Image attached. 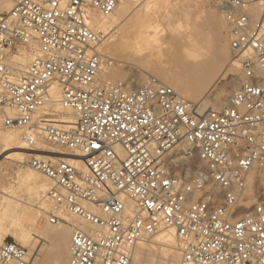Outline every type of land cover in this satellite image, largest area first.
I'll return each instance as SVG.
<instances>
[{"label":"built area","instance_id":"1","mask_svg":"<svg viewBox=\"0 0 264 264\" xmlns=\"http://www.w3.org/2000/svg\"><path fill=\"white\" fill-rule=\"evenodd\" d=\"M8 1L10 10L0 7V129L24 130L28 165L53 183V224L67 223V211L105 231L73 228L69 264H132L137 243L169 227L182 242L181 264H264V194L244 206L253 169L264 167V10L253 13L264 0H211L242 78L227 105L205 113L154 77L130 89L98 83L106 33L90 26L87 10L109 16L116 0ZM31 42L38 54L17 77L11 50ZM55 83L61 106L76 114L73 128L41 125ZM39 139L83 166L40 155ZM121 195L135 203L132 215ZM0 264H36V256L7 239Z\"/></svg>","mask_w":264,"mask_h":264},{"label":"bare ground","instance_id":"2","mask_svg":"<svg viewBox=\"0 0 264 264\" xmlns=\"http://www.w3.org/2000/svg\"><path fill=\"white\" fill-rule=\"evenodd\" d=\"M116 1V8L109 16H104L91 7L88 8L87 14L89 24L92 28L101 29L108 34L126 22L129 16L134 14L138 15V30L135 33L136 35L134 34L136 37L133 36V38L136 39L132 40L129 37L122 36L123 38H121V41L119 40L118 45L115 43L117 47H114V44V48L111 47L115 49L114 51H116L117 54L123 53L122 55H125L123 59H126L124 63L127 64L126 66L128 68H132L130 67L131 64L133 65L139 63V61L141 62L142 59H146L142 62L145 63L147 69L152 70L157 60L165 59L164 61L162 60L163 63H158L160 66L159 69L161 68L160 71L154 73L163 80V84L172 87L183 99L191 103L201 96V103L196 105L199 113L207 112L210 109H221L224 105L228 104L241 84L242 67L239 60L238 62H232L229 58L231 45L230 38L229 40L227 39L229 35L226 37L227 33H225L226 26L224 22L227 25L228 23L220 9H218L214 3L213 5L218 9L217 12L208 9L207 3H210L211 0H200L198 2H191L188 0H142V2H144V8L141 9L142 11L140 10L141 12L137 10L136 13H133L130 0ZM259 4H261V2L257 5ZM168 5H170L168 10L166 9L164 12L160 10ZM257 5L253 8V13L258 15L262 10L258 9ZM0 7L1 10L8 11L11 5L8 0H0ZM136 9L137 7L134 10ZM153 15H159L160 18L156 19ZM205 17H212V20L201 21V19ZM163 31L169 34L168 37L172 42L169 46H167V42L163 40ZM115 36L116 35H114V37ZM114 37L113 40H115ZM126 39L129 41L131 40L130 43L133 42L131 44L127 43L128 41H126ZM109 40L110 38L103 40L98 50L102 49L103 44H106L105 46H108L107 44H110V42L112 44V38L108 43ZM134 50L136 52H132ZM28 51L34 52V56L31 59L32 62L38 54V45L35 42L29 43L26 47L11 50V64L17 77L25 74L31 62L27 67L23 68L21 65L22 62L28 64L30 61L29 56L18 55L16 53L20 52L19 54H25L28 53ZM104 52L105 55H103L101 71L98 76L99 84H101L102 78H104V80H111V78L117 75H119L122 80L117 81V83L121 82L125 84L128 89L140 87L149 82H145V75L143 73L134 72L132 69L130 70L133 72L129 77L121 74L119 70L121 66L116 63L117 60L115 62L110 61L112 60V55H115V52L113 53L110 51L109 47L106 48ZM127 52H130L132 58H128L130 55L127 54ZM135 53H137L138 56L135 55ZM120 58H122V56ZM144 63L142 64L144 65ZM162 64H164L163 68L161 67ZM183 67L192 68V70L195 71L205 69L202 79L205 81L204 85L206 86L201 90L191 88L188 81L181 74L180 70ZM218 85H221V87L219 86L221 90L215 94V88L218 87ZM61 92L62 89L60 84L55 83L50 86V101L42 110L44 115L41 122L42 127L56 125L65 126V128H73L76 126V114L57 104L58 101L61 103ZM7 114L11 117L17 115L16 112L11 109H7ZM23 134L24 130L20 129H0V140L2 139L3 141L0 155H5L12 151V153L5 156V159L11 162L0 167V193L14 199L13 201L10 200L9 206L6 205L0 210V244L7 240L3 233L8 231L4 228L2 221L7 218H12L15 225L17 222L24 223L25 229H14V232L23 246L36 256V264H69L71 256L70 239L72 238L73 228H81L92 237H96V235L102 234L105 231L79 217L71 215L67 211L60 213L67 223L58 224L60 226L57 224L53 225L48 216V212L52 210L53 205L47 198V194L53 183L42 173L30 167L28 162L27 165L33 169V171L39 172L40 175L42 174L43 177L48 180V188L45 191V197L49 201L50 206L47 211L40 207L29 208L26 206L28 200L30 202L41 201L44 196L45 185L42 184L40 178L35 173L28 170L20 173L17 179L13 177L12 162L17 161L20 156L23 155V159L20 162L22 163L27 157L30 159L32 154L31 149L23 139ZM43 142H45L43 139H39V150H35L40 155L54 153L53 160L55 162L60 159H66L78 166H83L81 159L70 156V154H67L64 150L51 146L50 150H46V146L49 144L47 142L44 144ZM117 150H121L119 146H117ZM22 189L26 190V194H28L27 197L19 193ZM248 192L250 194H248ZM257 192L264 194V167H255L253 169L248 180V187L246 189L247 198L244 204L256 202L253 195ZM120 197L126 203L127 213L132 215L136 211L135 203L123 195ZM43 205L46 207V204L43 203ZM93 211L98 213L95 210ZM76 220L78 221L77 223ZM74 223L76 224L74 225ZM36 237L44 238L45 240H47L45 237H49L52 239V243L51 245L49 244L50 246L48 248L42 250L43 247H40ZM152 237L155 238L151 240V237H145L137 243L132 264H181L182 257L179 252L183 250V246L175 228L169 227L162 229ZM155 245L167 246L170 250L164 253V257H161L162 253L154 250ZM157 256L160 257L158 258Z\"/></svg>","mask_w":264,"mask_h":264},{"label":"rangeland","instance_id":"3","mask_svg":"<svg viewBox=\"0 0 264 264\" xmlns=\"http://www.w3.org/2000/svg\"><path fill=\"white\" fill-rule=\"evenodd\" d=\"M130 5H131V7H132V9H133V13H136L137 12V10H138V12H141L142 10L141 9H143L144 8V2H142V0H130ZM137 7V9L136 10H134L135 8ZM207 7H208V9H210V10H212V11H216L217 12V7L215 6V5H213V2L212 1H210V3H207ZM168 8H170V5H168V6H166V7H164V8H162V9H160L162 12H164L166 9L168 10ZM257 8L258 9H261L262 11L264 10V1L263 2H261V4H259V5H257ZM141 10V11H140ZM152 11V10H151ZM151 11H150V13H151ZM152 14V13H151ZM154 16V15H153ZM154 18H156V19H159L160 18V16L158 15V16H154ZM224 18V17H223ZM209 20H212V17H205V18H203V19H201V21H209ZM139 17H138V15H136V14H134V15H132V16H129L128 18H127V20H126V22H124L121 26H119L116 30L114 29L113 31H111V33H107V36H106V39H108V38H110V40H111V38H112V44H111V42H110V40L108 41V43L110 42V44H107L108 46H105L104 44H103V46H102V49H100L99 51L101 52V53H103V55H105L104 53V51H105V49L106 48H108L109 47V49H110V51H114L115 49H113L114 47H117L116 45H118V43H119V40L121 41V38H123L124 36L125 37H129L130 39H132V40H135L134 38H133V36L134 37H136L135 35V33L137 32V30H138V25H139ZM224 24H225V26H226V28H225V33H227V35H226V37L228 36V31H229V27H228V25L224 22ZM227 30V31H226ZM163 33V40H165L166 42H167V46H169L170 45V43H172L171 41H170V38L168 37V33L167 32H162ZM135 34V35H134ZM114 35H116L115 37H114ZM123 36V37H122ZM113 37H114V39L115 40H113ZM119 37H120V39H119ZM132 37V38H131ZM105 39V40H106ZM227 39L229 40V37H227ZM118 40V41H117ZM115 41H117V42H115ZM126 41H128L127 43H130V41L129 40H127L126 39ZM133 42V41H132ZM131 42V43H132ZM135 42V41H134ZM115 43H117L116 45H115ZM130 43V44H131ZM113 44L115 45L114 47H113ZM112 45V46H111ZM111 47H113V48H111ZM132 50V49H131ZM136 51H137V49H136ZM135 50L134 51H132V52H136ZM115 52V55H112V60H110L111 62H115L116 60L118 61H116V63L117 64H119L121 67V69H119L120 70V73L121 74H123V75H125L126 77H129V75L130 74H132V72L134 71V72H141V73H143L144 75H145V82L147 83L148 81H149V79L151 78V77H154V78H156V79H158L160 82H162L163 83V80L160 78V77H158L154 72H157V71H160V69H159V65H158V63L160 64V63H163L162 62V60L164 61L165 59H162V60H155L156 61V64L155 63H153V64H155L154 65V68L152 69V70H149V69H147L146 67H145V63L144 62H142V61H145V60H143L142 59V61L140 62L139 61V63H136V64H131L130 65V67H132V68H128L126 65L127 64H125L124 63V61H126V59H123V57L125 56H123L122 54H117V52L116 51H114ZM113 52V53H114ZM131 52V51H130ZM130 52L128 53L127 52V54H129L130 55ZM206 52V51H205ZM20 53V52H19ZM19 53H16V54H18V55H23V56H29V59H30V61H29V63L28 64H24L23 62H22V67L23 68H25V67H27V65H29L30 64V62H31V59H32V57L34 56V52H32V51H28V53H25V54H19ZM125 53V52H124ZM137 53H139V52H137ZM137 53H135V55H137ZM117 55H119V56H117ZM114 56V57H113ZM122 56V58H120ZM132 55H130V57H128V58H132L131 57ZM138 56V55H137ZM118 57V58H117ZM116 58V59H115ZM134 58V57H133ZM137 58V57H136ZM229 58L231 59V61L232 62H238V60L237 59H235L234 58V55H233V52H232V49L230 48V52H229ZM154 61V60H153ZM158 61H161V62H158ZM142 63H144V65L142 64ZM124 64V65H123ZM141 64V65H140ZM163 66H164V64H162V68H163ZM130 69H132L133 71H131ZM181 74L183 75V77L188 81V84L190 85V87L191 88H193V89H195V90H201V89H203V87H205L206 85H204V83H205V81H203V77H204V71H205V69H201V70H199V71H195V70H192V68H187V67H183V68H181ZM241 74H242V72H241ZM117 81H122L121 80V78H120V76L119 75H117V76H114L113 78H111V80L109 79V80H104V78H102L101 79V84H110V83H115V82H117ZM221 87V85H218V87H216L215 88V94L216 93H218V92H220V87ZM201 97V96H200ZM198 98V99H196L195 101H192V100H190V101H192L193 103H195L196 105H199L200 103H201V101H202V99L201 98ZM59 100V99H58ZM57 100V101H58ZM189 100V99H188ZM205 100V99H204ZM203 100V101H204ZM206 102H207V100H206ZM57 104H59V105H61V103H60V101H58L57 102ZM225 106V105H224ZM223 106V107H224ZM206 112V111H205ZM205 112H203V113H205ZM51 118H53V117H51ZM44 144H45V142H43ZM3 147V141H2V139L0 140V149ZM46 150H50V145H47L46 146ZM10 153H12V151H10V152H8V153H6L5 155H0V167H2V166H4V165H6V164H8V162H11L10 160H7V159H5V156L6 155H8V154H10ZM23 155H21L20 156V158L17 160V161H14V162H12L13 163V177L15 178V179H17L18 178V175L20 174V173H22L23 171H25V170H28V171H31V172H33V173H35L39 178H40V181L42 182V184H44L45 185V188H44V196L42 197V199H41V201H34V202H30L29 200H28V204H26V206L27 207H29V208H35V207H40V208H42V209H45L46 211H47V209H48V207L50 206V203H49V201L46 199V197H45V191L47 190V188H48V180L45 178V177H43V175L41 174L40 175V173L39 172H37V171H33V169H31L28 165H27V162H28V159H29V157H27L22 163H20L21 161H22V159H23V157H22ZM37 172V173H36ZM39 173V174H38ZM250 192V191H249ZM248 192V194H250ZM19 193L21 194L22 193V195L23 196H25V197H27L28 196V194H26L27 192H26V190L25 189H22V190H20L19 191ZM19 194V195H20ZM30 197V196H29ZM30 199V198H29ZM10 200H14L13 198H11V197H9V196H7V195H3V194H1L0 193V210L4 207V206H6V205H8L9 206V204H10ZM249 201V200H248ZM21 202V201H20ZM25 202H26V200H25ZM21 203H23V202H21ZM43 203L44 204H46V207L43 205ZM255 203V202H254ZM253 202H248L247 204H244V206L246 207V208H248V207H250V206H252L253 204H254ZM25 204V203H24ZM31 204V205H30ZM44 210V211H45ZM73 217V216H72ZM75 219V218H74ZM78 221L76 220V223H77ZM2 223L4 224V228H6L8 231L5 233H3V235L4 236H6V239H11V240H15L16 242H18L19 244H21L22 246H23V244H22V242H20L19 241V238L17 237V235H16V233L14 232V229H25V227H24V223L23 222H17L16 223V225H15V222H14V220L12 219V218H7V219H5V220H3L2 221ZM76 223H74V225L76 224ZM84 224V223H83ZM54 225V224H53ZM58 226H60V225H58ZM37 238V237H36ZM47 240H45L44 238H37V240H38V243H39V245H40V247L42 248V250L44 249H46V248H48L50 245H51V243H52V239L51 238H47V237H45ZM155 237H151L150 239L151 240H153ZM51 241H49V240ZM70 242H71V239H70ZM50 244V245H49ZM181 244V243H180ZM24 247V246H23ZM45 247V248H44ZM26 248V247H25ZM154 250L155 251H157V252H161L162 253V255H161V257H164V253H166L167 251H169L170 250V248L169 247H167V246H160V245H155V248H154ZM178 252H179V249H178ZM180 253V256L182 257V251L181 252H179ZM158 257V256H157ZM160 257V256H159ZM158 257V258H159ZM158 260V259H157Z\"/></svg>","mask_w":264,"mask_h":264}]
</instances>
